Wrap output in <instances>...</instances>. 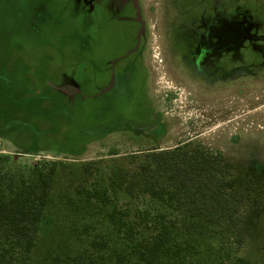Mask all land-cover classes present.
Listing matches in <instances>:
<instances>
[{
  "label": "rangeland",
  "instance_id": "374dc122",
  "mask_svg": "<svg viewBox=\"0 0 264 264\" xmlns=\"http://www.w3.org/2000/svg\"><path fill=\"white\" fill-rule=\"evenodd\" d=\"M228 2L247 17V42L228 65L263 68L208 86L175 57L170 32L190 21L169 0H115L114 10L95 0H0V172L41 182V169L50 180L36 260L74 258L90 244L86 225L91 235L106 227L94 209L72 206L78 191L103 187L114 204L152 208L130 191L144 158L191 144L234 165L245 200L244 242H230L225 264H264V0ZM133 45L122 70L133 69L113 84L110 63Z\"/></svg>",
  "mask_w": 264,
  "mask_h": 264
},
{
  "label": "trees",
  "instance_id": "16d2710c",
  "mask_svg": "<svg viewBox=\"0 0 264 264\" xmlns=\"http://www.w3.org/2000/svg\"><path fill=\"white\" fill-rule=\"evenodd\" d=\"M144 159L146 171L135 173L137 185L130 191L155 206H119L117 194L103 187L78 191L72 206L94 209L106 227L91 235L86 225L88 249L71 259L34 258L49 205V177L41 169H35L41 182L0 172V264H225L230 242L243 245L248 215L234 191V165L220 152L191 144ZM213 236L221 243H209Z\"/></svg>",
  "mask_w": 264,
  "mask_h": 264
},
{
  "label": "flooded vegetation",
  "instance_id": "af4514ba",
  "mask_svg": "<svg viewBox=\"0 0 264 264\" xmlns=\"http://www.w3.org/2000/svg\"><path fill=\"white\" fill-rule=\"evenodd\" d=\"M95 1L107 5L109 10H114L116 7L115 0ZM216 3L215 0H169V4L181 12L182 21H190L189 24L177 25V28H173L170 32V42L175 50V57L184 72L196 76L199 78L198 80H203L208 86H214L215 81L219 79L230 81V75L236 71L245 73L247 68H259L260 70L263 68L261 64L248 66L242 61L234 68L228 65L226 58L229 57L231 50L233 48L234 50L241 49L247 42L245 33L244 38L241 36L242 32H245L244 19L247 17L240 9L231 14L228 7L224 6H229L228 0L224 1L223 6L217 8L215 7ZM192 13L197 15L193 21L189 19ZM235 31L239 32L238 38L233 35ZM133 48L134 45L126 55H121L113 63H110L113 66V68L111 66L113 84L118 77V80L121 81V76L128 75L129 70L133 69L132 62L127 71L122 70L123 60L134 55ZM117 67L119 68L116 70ZM105 89L109 90L110 88Z\"/></svg>",
  "mask_w": 264,
  "mask_h": 264
}]
</instances>
